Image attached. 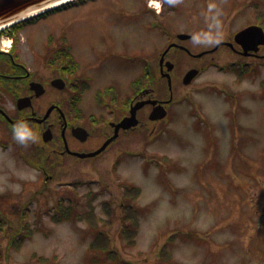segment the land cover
<instances>
[{
    "label": "rangeland",
    "instance_id": "rangeland-1",
    "mask_svg": "<svg viewBox=\"0 0 264 264\" xmlns=\"http://www.w3.org/2000/svg\"><path fill=\"white\" fill-rule=\"evenodd\" d=\"M244 1L249 0H176L170 29L196 31L206 38L248 21L263 25L255 9L264 14V0H254L253 10ZM171 2L87 0L59 10L39 28L59 32L63 27L74 57H105L85 100L108 83L116 84L124 96L144 63L155 67L165 44L150 22L159 21L154 15L159 8L169 16ZM145 6L154 14L142 12ZM39 33L28 28L16 34L18 57H34L29 45L34 40L38 44ZM11 45L15 40L2 37L0 46ZM195 46L208 47L204 42ZM258 52L264 53V45ZM173 54L189 59L180 51ZM232 58L218 60L225 65ZM232 60L237 61L234 67L239 62L250 67L243 77L214 65L191 86L178 80L170 105L173 113L154 128L147 124L133 131L120 158L112 150L97 160L43 174L21 161L2 165L0 153V264H115L107 252L90 249L96 229L75 217L88 209L91 196L94 212L107 220L98 222V229L118 261L264 264V57ZM47 175L52 177L45 181ZM125 186L140 187L135 200L123 198ZM59 201L72 205L73 215L55 222ZM122 202L132 203L139 218L133 243L121 234ZM103 203L109 204V214ZM19 237L23 242L15 247L12 243ZM163 246L168 259L160 254ZM40 256L49 260L41 261Z\"/></svg>",
    "mask_w": 264,
    "mask_h": 264
},
{
    "label": "flooded vegetation",
    "instance_id": "flooded-vegetation-1",
    "mask_svg": "<svg viewBox=\"0 0 264 264\" xmlns=\"http://www.w3.org/2000/svg\"><path fill=\"white\" fill-rule=\"evenodd\" d=\"M175 2L176 0H172L167 11L170 15L166 17L160 8L154 14L151 9L144 7L142 12L154 14L158 18L159 21L152 20L150 26L157 30V35L164 36L165 47L158 52L154 68L144 63L139 74L142 75L139 83L124 96L116 84L108 83L97 87L91 97L84 99L85 93L91 88V81L101 73L105 57H97L94 61L92 59L95 57H51L56 52H63L67 46L66 31L61 26L59 32L39 27L59 10H48L1 30L0 41L6 36L11 37L12 41L15 40L16 44L10 48L0 46V153L5 158L1 164L5 165L8 160H14L15 163L21 161L24 166L27 164L37 167L39 172L47 174L51 168L68 170L76 163L105 157L112 150H116V156L120 158L126 151L124 141L133 131L147 128V124H152L154 128L163 121L150 119L153 104L147 103L137 110L139 123L136 126H120L116 129V125L130 115L132 103L142 99H154L156 104L164 105L170 116L173 113L170 105L176 99L174 88L179 81L183 82L190 69H195L196 74L185 84L188 86L194 84L210 66L215 65L226 71L228 69L225 66L233 67L237 62L232 59L264 57V53H254L252 50L244 53L242 46L235 41V34L254 24V21H248L231 31L224 32V28L214 31L206 38L196 31L171 30V12L177 8ZM244 3H250L251 9H254V0ZM157 5L158 3H154L153 7ZM114 10L118 12L119 9L114 7ZM205 26L210 29L208 23ZM28 28L40 31L38 44L34 40L29 45L34 57H18L16 34L25 32ZM106 37L112 40V37ZM188 42L192 45L189 46ZM202 42L208 47L196 50L193 48ZM69 45L73 48L72 43ZM221 48H225L226 54L217 55ZM176 51L187 54L189 59L174 56L173 52ZM112 53L111 55H116ZM218 57L233 58L221 65ZM111 58H115L117 62L126 61L123 57ZM167 61H170L169 64ZM239 63L237 67H242L241 62ZM109 87H113L114 91L105 93L104 90ZM181 98L184 99L185 95ZM169 99L171 100L167 102ZM113 135L116 136L111 139ZM20 137L24 139L21 140ZM108 139L111 140L100 152L91 154ZM118 161L119 159L116 163ZM47 176L45 181L52 177Z\"/></svg>",
    "mask_w": 264,
    "mask_h": 264
},
{
    "label": "trees",
    "instance_id": "trees-1",
    "mask_svg": "<svg viewBox=\"0 0 264 264\" xmlns=\"http://www.w3.org/2000/svg\"><path fill=\"white\" fill-rule=\"evenodd\" d=\"M80 1L81 0H78L77 2H80ZM70 4H73V3H68L67 5H70ZM254 5L256 8L255 3H254ZM258 9L259 8L257 7L255 9V12L257 13V16L261 20L263 19L261 22L264 25V18H263L264 14L260 13L261 11H259ZM51 57H74V55L71 52L70 46H67L64 48L63 52H56ZM243 67H241V68H243ZM241 68L235 69V71L239 75V77H243V74H244V69H241ZM146 76H148V75H146ZM141 78H142V75L136 77L135 79H133V81H131V85L133 88L135 87V84L139 83ZM112 90H113V87H109V88H106L104 90V92L108 93ZM140 190L141 189L138 186H125L124 191H123V198L129 199L130 201L131 200L133 201L140 194V192H141ZM93 198L94 197L91 196L90 199L88 200V204H87L88 209L86 211L81 212V213H77V216L75 215V217L78 220H85L94 230L96 229L95 235H94V237L91 240L90 245H89L90 249L94 250V251L107 252L109 257L112 260H116L115 264H134L130 261H124V260L118 261L117 254L114 251H111L109 249L108 238L106 237V235L103 232H101L100 229H98V222L102 221L105 223V222H107V220L105 218L98 217L96 215V213L94 212L93 205H92V199ZM103 204H104L105 213L109 214L110 213L109 204L108 203H103ZM122 206L124 209V214L122 215L123 230L121 231V234H122V237L125 238L128 243H133V242H135L134 236L136 235L137 227L139 226V218H138L136 209L133 207L132 203L124 204L122 202ZM56 208L58 209V211H56V213L53 214V216H52V218L55 222H60V221L69 219L73 215L72 205H69V204L64 205L62 201H59V203L56 205ZM0 221H1V218H0ZM0 229H1V226H0ZM22 242H23V237H19V238L15 239V242L12 244L15 245V247H19ZM160 254L162 255V257L164 259H168L170 257V254L166 250L165 246H163L161 248ZM0 258H1V249H0ZM39 259H41V261H48L49 260L47 257H43V256H40Z\"/></svg>",
    "mask_w": 264,
    "mask_h": 264
},
{
    "label": "water",
    "instance_id": "water-1",
    "mask_svg": "<svg viewBox=\"0 0 264 264\" xmlns=\"http://www.w3.org/2000/svg\"><path fill=\"white\" fill-rule=\"evenodd\" d=\"M55 1L59 0H0V26L8 23L9 25H13L14 23H17L21 20L27 19L32 16L39 15L40 13L47 10L49 7H45L42 9H39L43 6H47L50 3H53ZM38 8V11L36 13H33L32 15H28L29 12L35 10ZM8 26V25H7ZM4 27H1L3 29ZM235 41L238 42L242 48L243 52L246 53L249 50L254 51V53H257L260 50V47L264 45V28L261 25L258 24H252L249 25L241 30H239L235 34ZM166 52V51H165ZM164 52V53H165ZM164 56V55H163ZM163 56L161 57V60H163ZM170 61H167V64H169ZM171 65H169L170 68ZM196 70L190 69L183 78V83L187 84L189 83L192 78L195 76ZM168 77L169 74L167 73ZM169 84H170V78H169ZM171 99L167 100L169 102ZM156 100L152 99H142L136 101L134 104H131V110L130 115L127 117H124L117 125L116 129L122 126L123 128H129L134 127L139 123V120L136 116L137 110L141 108L144 104L151 103L153 104L152 111L150 113V119L159 120L164 118L167 115V110L164 107L163 104L158 103L156 104ZM116 135H113L111 139H113ZM47 139V137H44ZM108 139L101 148L96 150L95 152L91 154H96L100 152L107 143L111 140ZM81 156H84L83 154H80Z\"/></svg>",
    "mask_w": 264,
    "mask_h": 264
},
{
    "label": "bare ground",
    "instance_id": "bare-ground-1",
    "mask_svg": "<svg viewBox=\"0 0 264 264\" xmlns=\"http://www.w3.org/2000/svg\"><path fill=\"white\" fill-rule=\"evenodd\" d=\"M63 1H66V0L55 1L53 3L48 4L47 6H43V7L39 8V9H42V8H45V7H50V6H53V5H58L59 3H62ZM37 11H38V8L33 10V11H31V12H29L28 15H32L33 13H36ZM7 25H9V22L1 25L0 28L1 27H6Z\"/></svg>",
    "mask_w": 264,
    "mask_h": 264
},
{
    "label": "clouds",
    "instance_id": "clouds-1",
    "mask_svg": "<svg viewBox=\"0 0 264 264\" xmlns=\"http://www.w3.org/2000/svg\"><path fill=\"white\" fill-rule=\"evenodd\" d=\"M21 140H23L24 138L23 137H20Z\"/></svg>",
    "mask_w": 264,
    "mask_h": 264
}]
</instances>
